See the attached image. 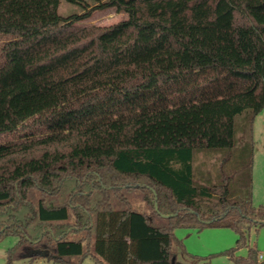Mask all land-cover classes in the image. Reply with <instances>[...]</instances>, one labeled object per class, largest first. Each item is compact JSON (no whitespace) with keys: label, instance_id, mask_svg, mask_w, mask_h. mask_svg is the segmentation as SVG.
I'll list each match as a JSON object with an SVG mask.
<instances>
[{"label":"trees","instance_id":"1","mask_svg":"<svg viewBox=\"0 0 264 264\" xmlns=\"http://www.w3.org/2000/svg\"><path fill=\"white\" fill-rule=\"evenodd\" d=\"M0 0V240L6 264H200L174 231L249 233L264 110V0ZM93 3V6L89 4ZM115 9L110 27L78 23ZM244 135L236 138V118ZM219 159L216 176L201 157ZM171 216V217H165ZM243 248L245 257L237 256Z\"/></svg>","mask_w":264,"mask_h":264},{"label":"rangeland","instance_id":"2","mask_svg":"<svg viewBox=\"0 0 264 264\" xmlns=\"http://www.w3.org/2000/svg\"><path fill=\"white\" fill-rule=\"evenodd\" d=\"M90 6L93 3L90 2ZM58 12L62 17L80 15L85 12L81 5H75L60 0ZM127 19L125 13H118L115 9L99 10L92 13L89 19L78 23L83 27L106 28ZM12 38L10 35L0 33V48ZM244 116L236 118V138L240 139L244 135L245 128ZM252 142L254 148L253 169H252V205L255 208L264 207V110L256 116L252 125ZM219 159L216 157H201L200 162L204 164L203 171L211 172V176H216V168ZM175 237L182 241L185 250L196 257H209L208 262L202 261L200 264H234L225 255H220L236 246L238 234L228 228H206L201 231L196 229L178 228L174 231ZM250 247L257 248L264 256V226L257 232L252 229L249 233ZM17 243L16 237H5L0 240V264H6L7 251ZM248 250L243 248L237 252V256L245 257ZM14 264H54L44 259L31 262L29 259L17 260ZM82 264H97L91 259H86Z\"/></svg>","mask_w":264,"mask_h":264},{"label":"water","instance_id":"3","mask_svg":"<svg viewBox=\"0 0 264 264\" xmlns=\"http://www.w3.org/2000/svg\"><path fill=\"white\" fill-rule=\"evenodd\" d=\"M165 217H171V216H165Z\"/></svg>","mask_w":264,"mask_h":264}]
</instances>
